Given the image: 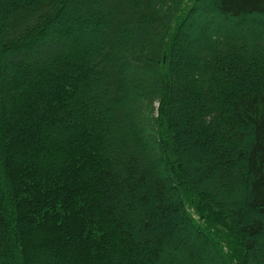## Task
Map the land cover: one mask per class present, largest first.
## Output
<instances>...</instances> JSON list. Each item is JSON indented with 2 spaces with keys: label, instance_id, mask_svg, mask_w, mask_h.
<instances>
[{
  "label": "trees",
  "instance_id": "trees-1",
  "mask_svg": "<svg viewBox=\"0 0 264 264\" xmlns=\"http://www.w3.org/2000/svg\"><path fill=\"white\" fill-rule=\"evenodd\" d=\"M0 264H264V0H0Z\"/></svg>",
  "mask_w": 264,
  "mask_h": 264
},
{
  "label": "rangeland",
  "instance_id": "rangeland-1",
  "mask_svg": "<svg viewBox=\"0 0 264 264\" xmlns=\"http://www.w3.org/2000/svg\"><path fill=\"white\" fill-rule=\"evenodd\" d=\"M163 254H164V256H165V254L167 255V252H166V251H164V252H163Z\"/></svg>",
  "mask_w": 264,
  "mask_h": 264
}]
</instances>
